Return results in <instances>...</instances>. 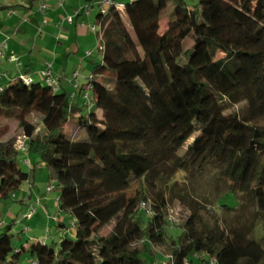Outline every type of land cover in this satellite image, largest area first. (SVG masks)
Returning <instances> with one entry per match:
<instances>
[{
	"label": "trees",
	"instance_id": "trees-1",
	"mask_svg": "<svg viewBox=\"0 0 264 264\" xmlns=\"http://www.w3.org/2000/svg\"><path fill=\"white\" fill-rule=\"evenodd\" d=\"M98 1L86 6L99 7L101 59L77 99L53 68L56 90L31 76L25 83L24 73L0 86V200L30 180L17 137L4 138L3 121L15 122L25 153L38 154L61 188L59 211L73 219L72 230L54 220L65 232L59 242L19 248L14 223L1 226L0 264H145L149 244L151 252L165 246L166 264H264V0H133L122 8L110 0L106 12ZM177 172L226 185L218 205L228 218L204 219L207 206L187 192L189 215L171 237ZM33 204L24 218L37 213Z\"/></svg>",
	"mask_w": 264,
	"mask_h": 264
},
{
	"label": "rangeland",
	"instance_id": "rangeland-1",
	"mask_svg": "<svg viewBox=\"0 0 264 264\" xmlns=\"http://www.w3.org/2000/svg\"><path fill=\"white\" fill-rule=\"evenodd\" d=\"M133 0H117V3H122V6H125ZM195 0H188L189 4ZM95 13H98L99 7H96ZM109 9V5H104V12ZM167 26V18L164 17L161 21V32H165ZM98 33L96 44L97 47L92 49L94 52L93 60H99L101 58L100 49L103 46L100 38V23L96 24ZM96 34V33H95ZM192 45V41H189L188 47ZM15 57V56H14ZM36 57V56H34ZM16 59H20L15 57ZM23 61V59L21 60ZM16 63V62H14ZM20 66V65H18ZM87 71H86V69ZM89 61H85V65L82 71V75L88 73L90 70ZM23 69V68H22ZM85 69V70H84ZM27 77L31 76L36 82L41 81V77L35 73H24ZM31 74V75H30ZM79 74V73H78ZM17 76V75H16ZM2 79V78H1ZM74 79L73 81H75ZM84 84L86 81H84ZM82 82V83H83ZM8 82L7 79L3 78V83L1 85H6ZM75 84L72 85L74 87ZM72 89V90H73ZM71 89H68L69 93H72ZM77 106H82V103L76 102ZM29 121L33 122L36 126V130L40 131L41 129V117L37 114H32L29 117ZM3 125L6 126V133L4 138L17 137V147L21 144L25 137L21 129L18 128L15 122H6L3 121ZM84 132L82 136H84ZM26 147H28L27 142H24ZM18 154V164L20 168L30 175L29 182H26L22 185L19 191L15 194L13 198L8 200H0V227L8 223H14L12 233L14 235L13 243L16 247H21V242L26 243L31 240H47L49 243H52V239L55 242H59L63 236V233L56 229L57 223L54 220L64 219L67 228L72 230L73 219L66 213L60 212L58 205L56 203V198L59 196L61 188L58 186L57 182L51 181L49 178V170L44 163L40 161V157L35 153H25L19 150ZM211 175L199 176L194 180H188L187 175L183 172H177L171 180L173 187L171 192H169V206H168V232L171 237H177L181 230V226L184 224V221L189 215L187 207L181 202L182 199H186L187 192L190 193V197L196 198L202 203L205 207L202 215L204 219L209 220L210 222L215 220L224 221L228 218L227 214L223 209L218 205L219 197L226 190V185L221 188H217L214 180H212ZM51 186L54 187V190L47 192V188ZM139 185L135 186L129 190L128 194H133ZM220 187V186H219ZM189 200V198L187 199ZM222 200L231 206H236L238 204V199L231 194H225L222 196ZM24 202V203H22ZM34 203V204H33ZM26 204V205H23ZM33 204L37 209V213L33 217L24 218L27 213L28 205ZM11 212L14 214V217H8V213ZM248 216V215H247ZM246 215H244L241 220L245 222L248 220ZM114 223V222H113ZM112 223V225H113ZM244 224V223H243ZM111 226H107L101 230V234L106 235L110 232ZM67 230V229H66ZM75 229H73L74 231ZM72 231V232H73ZM1 232V230H0ZM21 239L23 241H21ZM141 247V244H139ZM149 244L146 251L141 253V257L145 264H166L168 262V257L164 256L167 254L165 246H158L153 248ZM24 264H26L24 262Z\"/></svg>",
	"mask_w": 264,
	"mask_h": 264
},
{
	"label": "crops",
	"instance_id": "crops-1",
	"mask_svg": "<svg viewBox=\"0 0 264 264\" xmlns=\"http://www.w3.org/2000/svg\"><path fill=\"white\" fill-rule=\"evenodd\" d=\"M90 1L37 0L31 3L30 0H0V44L6 41L8 45L0 61V86L3 78L11 82L21 73L39 75L45 61L49 60L53 63L54 73L61 76L62 88L67 91L73 89L70 88L74 82L73 74L79 73L77 87L71 91L77 99L88 88L91 62L101 59L93 60L92 50L97 47V34L91 31V26L98 24V13L94 15L98 5H93L89 15L75 17L72 23L67 17L74 16ZM43 3L48 6L45 14L40 12ZM12 55L20 58V66L10 61ZM85 61H89L91 67L86 76L82 75ZM4 73L7 77L2 76ZM8 217H14V214L9 212Z\"/></svg>",
	"mask_w": 264,
	"mask_h": 264
},
{
	"label": "built area",
	"instance_id": "built-area-1",
	"mask_svg": "<svg viewBox=\"0 0 264 264\" xmlns=\"http://www.w3.org/2000/svg\"><path fill=\"white\" fill-rule=\"evenodd\" d=\"M109 3H110V0H99L98 1V4L100 5L102 11H104L103 6L106 4L109 5ZM120 7L122 8L123 6L120 5ZM47 9H48L47 4H45V3L41 4V6H40V12L41 13L45 14ZM80 11H82V13L85 15H89V13H90L89 7L85 6V7L81 8L80 10L76 11L74 16L67 17L68 22L72 23L74 20V17L77 16L80 13ZM91 29H92V31H97V28L95 26H93ZM7 50H8V45H7V42L4 41L2 44H0V61L4 57L5 52ZM10 61L16 62L18 65L21 64L19 62V60L16 59L13 55L10 57ZM52 68H53L52 63L50 61H47L45 63L44 69L40 72V76H41L42 80H44L47 83H50L54 87V89L56 90V89H58V82H57L56 77H54V75H53ZM2 76L7 77V74L4 73V74H2ZM20 78L27 84H30L32 82V79L29 76L27 77L25 74L20 75ZM0 90H1V88H0ZM24 142L25 141H23L21 144H19L17 148L23 152H26L27 148H26V145Z\"/></svg>",
	"mask_w": 264,
	"mask_h": 264
}]
</instances>
